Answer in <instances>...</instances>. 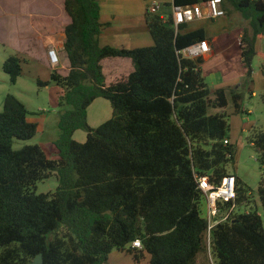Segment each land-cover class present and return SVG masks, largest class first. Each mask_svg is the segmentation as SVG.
Returning a JSON list of instances; mask_svg holds the SVG:
<instances>
[{"label": "trees", "instance_id": "obj_1", "mask_svg": "<svg viewBox=\"0 0 264 264\" xmlns=\"http://www.w3.org/2000/svg\"><path fill=\"white\" fill-rule=\"evenodd\" d=\"M206 0H172L182 7ZM249 21L244 27L240 56L251 78L256 42H264V0H222ZM70 18L63 49L70 68L49 81L62 89L58 105L57 159L39 145L13 149L15 140H29L38 124L15 96L7 94L0 112V264H106L120 251L149 264H196L207 256L205 198L194 174L218 183L237 180L236 205L252 202L249 187L235 173V147L228 137L226 113L209 114L227 106V88L210 90L201 74L203 57L181 52L206 40L203 29L173 26L172 14L162 18L149 11L145 21L153 41L134 49L100 46L103 30L98 0H64ZM129 58L133 71L122 81L106 85L100 62ZM264 59V56H263ZM9 82L21 74V61L10 55L2 65ZM233 108L241 111L243 94L229 89ZM97 98L110 103L111 117L97 127L87 121V108ZM264 102V93L262 95ZM86 133L84 142L73 138ZM228 143L224 144L223 140ZM249 143L263 169L257 195L264 215V131ZM234 167V166H233ZM54 175L53 193L35 194L39 181ZM140 240L141 249L132 248ZM209 253L214 264H264V229L256 210L234 213L211 230Z\"/></svg>", "mask_w": 264, "mask_h": 264}, {"label": "rangeland", "instance_id": "obj_2", "mask_svg": "<svg viewBox=\"0 0 264 264\" xmlns=\"http://www.w3.org/2000/svg\"><path fill=\"white\" fill-rule=\"evenodd\" d=\"M154 1L164 2V0ZM138 6L132 3L131 11L137 12ZM49 7L47 0H0V112L3 108L4 97L11 94L20 100L30 112L27 120L39 124L38 131L33 138L25 141H14V150L26 145H40L50 136L59 133L56 123L62 111L58 105L62 89L53 82L47 86L38 84V80L49 81V75L48 71L43 69L42 64L37 61V40L34 36L37 23L40 22L37 19V12L47 11ZM169 11L166 8L160 13L168 16ZM187 26L190 30L203 29L207 37L221 32H230L238 29V27H245L251 34L249 21L230 6H227V14L224 16L215 19L195 20ZM262 43L264 45V42ZM262 49L257 51L252 60L251 78L240 77L239 81L233 83V85L239 84V91L243 94L241 111L236 112L234 110L231 95L227 92V106L224 109H219L218 113H226L228 116V137L235 147L234 167L229 165L228 171L235 173L242 184L249 187L251 191V204L239 205L235 212L245 213L256 210L262 218L264 229V215L257 195V187L260 178L263 176V169L256 161L255 149L249 143L251 134L264 131V102L261 98L264 93V52ZM225 51L226 49L223 50V52ZM236 52L237 50L234 48L227 54H220L218 58L206 65H201V74L207 79L210 98H213L216 89L212 83H209L210 78L213 77L216 80L218 76L217 72H214V68L229 70L237 75L240 73V69L244 67L243 64H239V55ZM10 55L18 56L21 61V74L15 84L9 82L8 75L2 70L3 62ZM57 187V178L52 175L43 181H39L34 192L35 194L53 193ZM144 255L145 257L143 256L138 262H135L131 257L113 250L108 264H148L146 260L148 256ZM208 261L209 259L206 258L201 264H210Z\"/></svg>", "mask_w": 264, "mask_h": 264}, {"label": "crops", "instance_id": "obj_3", "mask_svg": "<svg viewBox=\"0 0 264 264\" xmlns=\"http://www.w3.org/2000/svg\"><path fill=\"white\" fill-rule=\"evenodd\" d=\"M47 1L50 5L49 10L37 12V19L40 21L37 23L36 34L34 35L37 40V61L42 64V68L47 70L48 75H50L52 68L49 65L47 51L50 47H53L57 51L60 61L59 67L53 70H56L60 75L65 76L68 74L70 63L67 54L63 49L65 41L64 29L70 23V18L64 11V0ZM98 2L100 5V21L104 25L98 39L100 46L134 49L151 46L153 44L145 21V14L148 12V7L152 1L98 0ZM156 2L159 7L156 14L165 18L166 15L163 13L161 14L160 11H164L168 8L170 10L168 14L172 12V0ZM132 3L139 5L137 12L131 11L130 6ZM188 24L189 23H187V25ZM242 29L243 27H238L236 30L234 29L230 32H221L211 37H207L205 35V39L211 47V52L202 56L204 60L203 66L215 60V58H218L220 54H227L229 51H233L234 48L237 50L236 54L239 55L238 62L239 64H242L239 47ZM186 30L191 31L188 28H186ZM225 49L226 51L223 52ZM260 49L264 52L262 40L258 39L256 42V50L260 51ZM100 65L106 85H112L124 80L134 69L131 59L122 57L105 58L101 60ZM213 70H215L214 72H217L218 76L216 77V80H214L213 77L210 78L209 83H212L216 89L221 87L227 88L228 90L226 92H229V89L239 90V84L233 85V83L239 81L240 77L244 78L246 72L244 67L240 69V73L237 75L222 68H214ZM204 79L207 83L206 77H204ZM107 102V100L97 98L87 108V121L91 127H97L111 117L112 109L110 103L108 102V104ZM218 110L219 109L210 108L208 112L209 114H215L218 113ZM57 124L58 121L56 126ZM58 135L59 133L50 136L39 145L49 159L58 158V152L54 146V141L57 139ZM73 138L77 142H84L86 140V133L82 130H76L73 134ZM116 252L126 255L120 251ZM110 255L108 262L110 261ZM143 256L145 257L144 254ZM204 259H206L205 255L198 257L196 264H201ZM146 260L149 264V256L146 257ZM108 262L106 264H108ZM208 262L210 263V261Z\"/></svg>", "mask_w": 264, "mask_h": 264}, {"label": "built area", "instance_id": "obj_4", "mask_svg": "<svg viewBox=\"0 0 264 264\" xmlns=\"http://www.w3.org/2000/svg\"><path fill=\"white\" fill-rule=\"evenodd\" d=\"M221 4L222 0H206L194 5L182 7L172 6L173 26L177 28L181 24H187L195 20H203L206 18L215 19L224 16L226 12L222 9ZM158 9L159 7L156 1H152L148 7V11L152 14H156ZM210 52L211 47L208 41L202 40L185 48L181 52V55L185 58H196L209 54ZM47 54L49 65L53 69L57 68L60 65L57 51L53 47H50ZM223 143L227 144L228 140L224 139ZM194 179L197 189L205 198L206 230L204 232V240L210 264H214L209 253L211 230L217 224L229 221L234 213H236L237 180L235 176L227 175L221 181L215 183L208 176L199 174H194ZM131 247L141 249L140 240H134L131 243Z\"/></svg>", "mask_w": 264, "mask_h": 264}, {"label": "water", "instance_id": "obj_5", "mask_svg": "<svg viewBox=\"0 0 264 264\" xmlns=\"http://www.w3.org/2000/svg\"><path fill=\"white\" fill-rule=\"evenodd\" d=\"M42 255L38 254L34 257L33 261L31 262V264H42Z\"/></svg>", "mask_w": 264, "mask_h": 264}]
</instances>
